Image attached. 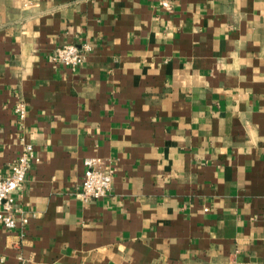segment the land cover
<instances>
[{
  "label": "crops",
  "instance_id": "0c3cea01",
  "mask_svg": "<svg viewBox=\"0 0 264 264\" xmlns=\"http://www.w3.org/2000/svg\"><path fill=\"white\" fill-rule=\"evenodd\" d=\"M161 1L0 0V175L39 158L0 264H264V0Z\"/></svg>",
  "mask_w": 264,
  "mask_h": 264
},
{
  "label": "built area",
  "instance_id": "2783aa9c",
  "mask_svg": "<svg viewBox=\"0 0 264 264\" xmlns=\"http://www.w3.org/2000/svg\"><path fill=\"white\" fill-rule=\"evenodd\" d=\"M161 8L172 10L169 1L163 0ZM92 51L88 44H66L59 47L52 55L54 64L76 70L82 67L87 55ZM15 112L19 120L24 121L27 108L24 102L16 105ZM39 162L31 144H26L21 155L11 164L7 175H0V223L7 230H14L18 226L25 227L30 217L25 215L17 205V196L20 195L32 163ZM85 173L78 197L83 203H91L106 197L112 188L116 169L99 158L85 160Z\"/></svg>",
  "mask_w": 264,
  "mask_h": 264
}]
</instances>
